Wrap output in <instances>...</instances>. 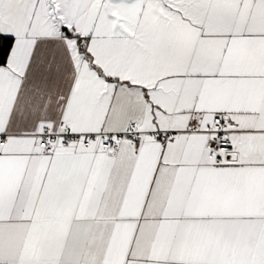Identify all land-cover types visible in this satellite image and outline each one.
<instances>
[{"label":"snow or ice","instance_id":"obj_1","mask_svg":"<svg viewBox=\"0 0 264 264\" xmlns=\"http://www.w3.org/2000/svg\"><path fill=\"white\" fill-rule=\"evenodd\" d=\"M0 264H264V0H0Z\"/></svg>","mask_w":264,"mask_h":264}]
</instances>
